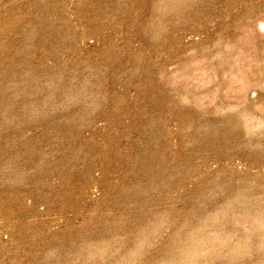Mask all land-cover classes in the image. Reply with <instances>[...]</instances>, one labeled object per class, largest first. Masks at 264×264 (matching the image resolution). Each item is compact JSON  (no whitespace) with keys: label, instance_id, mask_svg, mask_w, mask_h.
<instances>
[{"label":"rangeland","instance_id":"374dc122","mask_svg":"<svg viewBox=\"0 0 264 264\" xmlns=\"http://www.w3.org/2000/svg\"><path fill=\"white\" fill-rule=\"evenodd\" d=\"M0 264H264V0H0Z\"/></svg>","mask_w":264,"mask_h":264}]
</instances>
